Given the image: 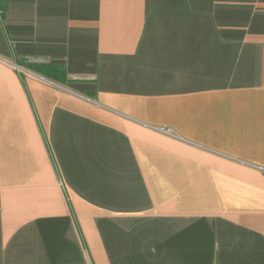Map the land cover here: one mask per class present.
Wrapping results in <instances>:
<instances>
[{
  "label": "crops",
  "instance_id": "obj_1",
  "mask_svg": "<svg viewBox=\"0 0 264 264\" xmlns=\"http://www.w3.org/2000/svg\"><path fill=\"white\" fill-rule=\"evenodd\" d=\"M0 264H264V0H6Z\"/></svg>",
  "mask_w": 264,
  "mask_h": 264
},
{
  "label": "trees",
  "instance_id": "obj_2",
  "mask_svg": "<svg viewBox=\"0 0 264 264\" xmlns=\"http://www.w3.org/2000/svg\"><path fill=\"white\" fill-rule=\"evenodd\" d=\"M6 7V0H0V9L4 10Z\"/></svg>",
  "mask_w": 264,
  "mask_h": 264
},
{
  "label": "built area",
  "instance_id": "obj_3",
  "mask_svg": "<svg viewBox=\"0 0 264 264\" xmlns=\"http://www.w3.org/2000/svg\"><path fill=\"white\" fill-rule=\"evenodd\" d=\"M166 132H168V131H166Z\"/></svg>",
  "mask_w": 264,
  "mask_h": 264
}]
</instances>
